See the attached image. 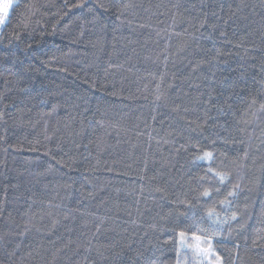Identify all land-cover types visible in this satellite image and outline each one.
<instances>
[{
	"label": "trees",
	"instance_id": "16d2710c",
	"mask_svg": "<svg viewBox=\"0 0 264 264\" xmlns=\"http://www.w3.org/2000/svg\"><path fill=\"white\" fill-rule=\"evenodd\" d=\"M13 5L0 264H264V0Z\"/></svg>",
	"mask_w": 264,
	"mask_h": 264
},
{
	"label": "snow or ice",
	"instance_id": "6c2138e0",
	"mask_svg": "<svg viewBox=\"0 0 264 264\" xmlns=\"http://www.w3.org/2000/svg\"><path fill=\"white\" fill-rule=\"evenodd\" d=\"M13 0H3V3H0V24H4L7 20V17L11 11V9L13 8ZM223 35V33H222ZM213 158V153L212 152H208V151H205L203 152L202 155H198L196 156V160H211ZM211 168H209V172H211ZM216 175H219V179L221 182H223L225 180V176L224 175H221V174H216ZM204 196H209L210 193L205 191L203 193ZM229 195H233V193H229ZM211 215V213H209ZM180 239H181V244H183L184 242V238L186 236V233L184 231H181L178 233ZM193 238L195 240H200L201 237L199 236H193ZM197 247V252L198 254L200 255H204V256H208L210 254L214 255L215 253L212 251L211 249V245H209L208 249H202L199 247V245L196 246ZM216 264H222V260L219 256L216 257Z\"/></svg>",
	"mask_w": 264,
	"mask_h": 264
},
{
	"label": "rangeland",
	"instance_id": "374dc122",
	"mask_svg": "<svg viewBox=\"0 0 264 264\" xmlns=\"http://www.w3.org/2000/svg\"><path fill=\"white\" fill-rule=\"evenodd\" d=\"M14 1L15 0H13V4H14ZM0 3H3V0H0ZM0 14H2V13H0ZM2 26V24H0V27Z\"/></svg>",
	"mask_w": 264,
	"mask_h": 264
}]
</instances>
